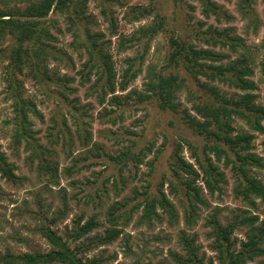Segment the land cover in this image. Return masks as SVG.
Returning <instances> with one entry per match:
<instances>
[{
	"label": "rangeland",
	"instance_id": "rangeland-1",
	"mask_svg": "<svg viewBox=\"0 0 264 264\" xmlns=\"http://www.w3.org/2000/svg\"><path fill=\"white\" fill-rule=\"evenodd\" d=\"M18 1L21 8L27 4L25 0ZM212 1L220 7L218 19L203 16L201 0H88V28L110 58L114 69L113 92L105 87L98 67L92 68L90 63L86 66L87 53L65 31L61 18L52 16L61 33L52 31L56 37L51 44L52 56L57 58L50 59L49 69L69 82L64 87L59 82L53 85L19 78L15 86L34 112L28 114L32 137H23L18 144L14 137L15 99L7 91L6 53L0 51V153L5 155L16 179L10 182L0 175V264H20L14 259L51 251L53 247L44 238L43 228L68 240L76 225L82 226L90 218L98 226L79 241H70L71 248H85L82 258L87 264H175L170 253H181L178 243L181 231L195 236L200 253L206 259H214L208 226L213 216L223 227L234 225L231 238L238 247L245 241L248 227L241 220L252 216L261 220L263 206L251 209L236 198L231 173L221 164L217 165L224 171L227 184L213 195L200 178L175 168L174 163L180 157L200 173L191 147L203 159L205 141L187 128L180 115L160 110L153 100L139 102L136 97L145 94L144 84L152 72L164 71L171 37L237 59L239 54L197 41L196 35L208 37L206 32L211 27L232 31L231 35L242 38L253 52L255 64L251 66L253 76L249 79L256 85V104L264 107V78L256 68L263 54L255 48L264 38V0L253 1L254 14L261 22L256 32L238 7L241 0ZM160 20L163 25L155 36L149 39L141 34L142 28ZM7 46V42L3 43L0 50ZM129 59L131 72L139 71L122 90V75L129 68ZM86 75L88 80L82 77ZM180 75L186 78L183 72ZM187 81L197 95L196 87L190 79ZM220 89L228 96L238 95L234 90ZM186 95L182 92L180 96L183 108L190 107ZM115 98L121 105L115 104ZM235 126L234 135L247 130L240 121ZM254 137L252 150L261 158L263 167L252 168V175L264 182V135ZM187 182L200 188L205 201L204 205H197L190 229L184 223L185 211L189 210L187 193L193 195ZM159 190L176 209L178 219L173 225L159 208V220L154 219L151 225L140 222L144 202L157 197ZM111 212L116 218L114 222L109 221ZM111 229L119 231L117 239L105 246L96 244V237ZM251 264H264V257Z\"/></svg>",
	"mask_w": 264,
	"mask_h": 264
},
{
	"label": "trees",
	"instance_id": "trees-1",
	"mask_svg": "<svg viewBox=\"0 0 264 264\" xmlns=\"http://www.w3.org/2000/svg\"><path fill=\"white\" fill-rule=\"evenodd\" d=\"M27 4L23 8L18 6V0H0L3 9H0V47L7 42L4 58L5 82L7 91L11 92V98L15 99L13 108L16 119L15 142L18 144L23 137L31 138V126L28 114L34 112L33 108L26 101L21 99V92L15 84L19 78L38 79L40 82L58 85L63 83L64 87L69 79L51 73L49 69L52 56L51 45L56 37L53 35L61 33V28L54 24L52 16L61 18L65 31L71 33L74 42L83 48L88 55V64L98 67L100 78L106 81L105 87L114 91V69L110 64V58L103 52V48L97 43L88 24L86 8L88 0H25ZM203 8L201 13L205 18L210 15L217 19L221 14L220 7L212 0H201ZM254 0H241L238 5L241 13L249 20V26L256 32L259 29L260 21L254 14ZM143 17V13L140 14ZM225 18L230 19L224 13ZM51 20H50V19ZM160 20L140 30L143 36L149 39L155 36L162 28ZM83 30V31H80ZM206 38L196 35L206 46L213 49H227L233 54H239L237 59L232 60L231 56L199 47L194 43L183 40L179 37L169 38L168 53L166 56L165 68L160 73L152 72L148 82L144 84L145 94H136L139 102L153 100L162 111H168L180 115L183 123L195 135L203 138V159L195 154L192 148L195 162L200 173L196 172L184 159L178 158L174 163L175 168L180 169L187 175L200 178L209 192L213 195L221 191L222 185L227 184L223 169L231 173L234 181L233 192L235 197L242 200L249 208L256 209L262 205V219L259 216L246 217L241 224L248 227L245 241L238 247L231 238L234 232V225H220L216 216L208 220L211 229L209 238L212 240L211 250L214 259H206L200 253L195 236L186 235L184 231L179 232L178 243L181 253H170L175 264H251L258 258L264 257V182L252 175V168H262L261 158L253 152L252 143L254 134L264 135V107L256 104V85L249 78L253 76L252 65L255 64L250 48H247L243 39L233 36L232 31H219L209 27ZM82 35L84 36L82 39ZM101 36V35H99ZM98 36V37H99ZM256 48L257 53L263 55L256 64L260 76L264 78V38ZM142 59V56H140ZM4 60V59H3ZM129 68L122 75L123 82L120 84L122 90L135 79L139 70L131 72L132 60H127ZM186 75L181 77L180 73ZM88 80V76H82ZM188 79L196 87L197 95L190 90ZM225 87L234 90L238 95H226L220 88ZM182 92L187 93L185 100L190 104L189 108L184 107L180 101ZM115 104L121 105L117 100ZM237 121L243 123L247 130L234 135ZM64 125V122H63ZM264 146V142L262 143ZM119 160V159H118ZM0 175L8 181H15L12 167L4 154L0 153ZM193 195L187 198L189 210L184 214L186 229H190L195 222L197 205H204L205 201L200 196V188L186 183ZM259 203V205H257ZM157 208L168 215L170 225L176 223L178 215L176 209L167 199L162 190L158 196L144 202V208L140 217L141 223L151 225L152 221L159 220ZM116 220L113 213H109V221ZM98 224L94 218H90L82 226L76 225L68 240L51 231L43 228L44 238L51 244L53 249L44 254H25L14 260L20 264H87L83 261V247H70V241L77 242L82 236L89 234ZM119 231L111 229L103 236L96 237V244L105 246L117 239ZM7 263H10L7 261Z\"/></svg>",
	"mask_w": 264,
	"mask_h": 264
}]
</instances>
